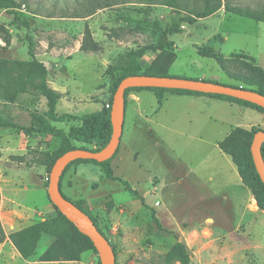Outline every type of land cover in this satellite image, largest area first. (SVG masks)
<instances>
[{
    "label": "rangeland",
    "instance_id": "obj_1",
    "mask_svg": "<svg viewBox=\"0 0 264 264\" xmlns=\"http://www.w3.org/2000/svg\"><path fill=\"white\" fill-rule=\"evenodd\" d=\"M14 1L16 7L0 10V27L10 33V44L0 38V58L31 59L30 38L35 58L48 69V85L61 91L57 114L81 115L108 106L113 84L127 63V53L154 42L161 29L172 23L173 14L168 6L148 0ZM222 4L247 8L264 17V0H222ZM178 7L182 14H192L201 9L202 0H178ZM91 11H94L91 15L76 17ZM17 17L28 22V26L17 22ZM85 24L101 45L100 50L79 49ZM167 39L172 41L176 54L168 71L173 77L237 83L221 70L214 58L198 54V49L204 46H211L225 57L232 55L257 64L264 71V21L231 14L224 5L193 24L182 23ZM154 55L147 53L142 57V66ZM46 109L44 97L26 92L19 94L13 103L0 100V120L23 127L37 120V126L49 122L64 130L79 123L50 121L44 115ZM142 112L145 117L140 126L133 111H127L123 138L129 134L130 157L120 167L121 172L129 171L130 184L140 183L136 196L122 190L120 181L107 179L93 165L94 171L71 166L61 181L65 195L74 200L82 196L99 214L108 212L105 204L108 198L104 196L109 192L115 200L130 206V219L125 218L123 226L111 228L114 217L107 231L116 248L117 263L163 264L161 255L179 240L190 255L188 264H264V211L256 208L254 200L248 209L259 211V216L251 222L246 216L244 222L237 224L239 217L233 207L216 211L208 201L199 203L195 198L198 192H203H192L193 187L203 180L211 189L212 182L190 176H186L183 184L177 181L205 157L214 140L221 138L229 127L239 124L264 129L259 112L208 96L173 93H166L158 107L153 92L142 95ZM18 131L17 127L0 126V198L2 195L4 210L10 203L39 215L32 218L34 222L51 214L39 210L48 199L44 188L49 176L46 154L57 148L59 139L49 136L19 154ZM193 169L196 174L199 172V168ZM216 188L220 190L217 185ZM209 212L214 213L216 222L206 219ZM103 215L106 217L107 213ZM1 218L5 223L6 218L3 215ZM11 231L6 229L7 233ZM52 239L43 235L38 251L42 252Z\"/></svg>",
    "mask_w": 264,
    "mask_h": 264
},
{
    "label": "trees",
    "instance_id": "obj_2",
    "mask_svg": "<svg viewBox=\"0 0 264 264\" xmlns=\"http://www.w3.org/2000/svg\"><path fill=\"white\" fill-rule=\"evenodd\" d=\"M149 2H160L172 9V23L161 29L158 37L154 42L142 45L137 49L130 50L127 53V63L121 68V71L113 84L111 96L108 106L102 105L100 109L94 110L89 113L81 115H75L71 113H56V105L60 98V93L48 85L47 75L48 69L44 63L35 58L32 50V41L28 38V50L31 59L29 60H7L0 58V100L3 103H13L16 101L19 94L26 92L36 93L46 100L47 109L45 116L53 122H65V121H78V124L70 125L67 130L55 125L42 123L37 126L38 121L34 120L31 125L27 127L18 126L12 124L9 121L0 120V126L4 127H17L19 130H23L26 133L37 132L40 134H46L57 137L59 144L56 149L51 153H47L46 168L48 172L51 169L54 161L62 153L74 148H85L93 151H98L103 148L109 141L111 136V123H110V110L112 103L113 93L120 82V80L128 75L145 74L166 76L169 75L168 71L173 61L176 58V54L173 50L172 41L167 39L168 34L177 31L182 23L193 24L197 19L204 18L208 15L214 14L217 10L224 5L225 10L231 14H237L240 16L248 17L256 21H264V17L259 16L255 11L242 7H231L222 4V0H202V7L198 11L190 14H182L178 7V0H148ZM17 4L14 0H0V10L16 7ZM94 11H91L84 15H77L76 17H86L91 15ZM17 22L28 26V22L21 21L19 17L16 18ZM0 38L5 44H10V33L7 29L0 27ZM2 30V31H1ZM101 45L96 41L87 24L84 25L83 34L80 41L79 49L81 51H98ZM147 53H155L152 60L142 66L141 58ZM198 54L201 56L214 58L219 64L221 70L231 79L236 81L235 84H227L218 82L213 79H204L206 81L218 82L221 84H227L231 86H241L246 89L254 90L264 95V71L257 64L248 63L242 59H236L232 55L225 57L218 52H215L211 46H204L198 49ZM246 58V57H245ZM253 61V59H252ZM198 79V78H194ZM33 91H27V90ZM138 90H149L154 93L158 107L163 104L166 93H173L178 95H196V96H208L215 99L224 100L230 103H236L238 105L249 107L264 113V108L256 105L252 102L242 100L239 98L231 97L222 94L203 93L185 89L175 88H163V87H129L125 89L124 101L126 106V98L129 92ZM42 120L40 119L39 123ZM262 128L257 126H251L245 128L240 125L233 126L230 131L220 140L217 145L219 149L228 155L241 178L242 183L249 188L257 207L264 211V184L261 181L251 155L250 144L253 135L256 131ZM77 142L80 145L74 146L73 143ZM90 145L94 147L89 148ZM118 147L114 154L101 162L93 159H75L69 162L63 170L60 177V190L63 196L71 200L78 208L84 213L89 215L93 223L100 231V233L108 239L107 231L109 224L100 226V221H105V216L97 212H93L89 209L87 201L84 198L72 199L65 195L61 189V181L66 171L74 165L80 163H92L99 166L102 174L109 180H118L122 182L126 190L131 195H137V190L132 189L129 184L114 176L113 170L110 164L111 159L117 153ZM261 153L264 160V142L261 144ZM48 179L45 183V192L49 202L54 208V212L44 217L42 220H38L25 227L13 230L8 233V238L20 254L23 259H30L36 254V248L43 235L52 237V241L48 246L37 256L38 261H77L80 259V255L85 250H92L97 254L93 243L88 236L78 230L76 225L67 219V217L61 213L57 207L50 201L47 194ZM110 209L112 206L111 201L105 203ZM108 209V210H109ZM6 237L3 227L0 222V242ZM111 247L115 254L116 260V248L113 243L110 242ZM163 264H188L190 261V255L187 252L183 242L176 240L170 248L161 255ZM98 264H100L98 257Z\"/></svg>",
    "mask_w": 264,
    "mask_h": 264
},
{
    "label": "crops",
    "instance_id": "obj_3",
    "mask_svg": "<svg viewBox=\"0 0 264 264\" xmlns=\"http://www.w3.org/2000/svg\"><path fill=\"white\" fill-rule=\"evenodd\" d=\"M61 94V91H58ZM144 92H151L149 90H138V91H131L127 95L126 98V106H125V113H124V123H123V129L122 134L120 137V142L118 145L117 153L114 155V157L111 159L110 164L113 170V174L116 177H119L120 179L126 181L129 186L132 189L137 190V185H140L139 182L130 184L129 180V174L126 172L127 170H123L121 172L120 168L122 164L125 163V161L130 157V147H129V134L125 138H123L124 134V124L126 119L127 111L130 110V112L133 111V114L138 117L139 125H143L144 122V115L142 112V95H144ZM189 96H196V95H189ZM215 99V98H214ZM220 100V99H217ZM224 101V100H221ZM227 102V101H225ZM236 106L244 107L241 105H238L236 103H233ZM259 119L261 120L260 123L264 122V113L259 112ZM142 123V124H141ZM239 125V124H238ZM58 127V126H57ZM232 127H229L227 132L223 134V136L217 140H214L212 143V148L207 153L205 152V157H203L199 163L194 165L195 167L199 168V172L193 171L195 167H193L188 174L190 175H183L178 178V182L183 184L185 182L186 176H190L191 178H195V180H199L201 178L207 179L208 182H212L211 189H208L206 184H204L203 180H201L200 184H197V187H193V191H199L203 192L202 194H199L195 196L197 201L199 203H204L208 201L209 205L211 206V209L218 211V209L231 206L235 209V212L237 216L239 217V221L237 224H240L241 222H244V218L248 216L249 221L251 222V219L254 217L259 216V211L255 209H248V206L251 205V201L254 200L253 195L249 188H247L241 181V178L237 172L236 166L232 162L231 158L223 153L217 143L220 141L231 129ZM45 135V136H44ZM50 135L46 134H40L37 132H29L26 133L23 130H19L17 133V140H20L18 143L20 144V147L18 148L19 154H24L28 146H35L37 145L38 141L42 139H46ZM124 139V140H123ZM6 143H8V137L5 140ZM92 165L96 167V170L99 171L100 168L97 165H94L92 163H80L78 164L76 170H78L80 167L84 170L88 171H94L95 168H92ZM201 166V167H200ZM116 171H120L119 173ZM100 172V171H99ZM102 173V172H101ZM8 181V179H5ZM113 181V180H111ZM118 180H114L116 182ZM122 190H126L124 185H122V182L120 183ZM191 185V180H190ZM201 185V186H199ZM215 185V186H214ZM217 187H220V190H218ZM191 187V186H190ZM200 188V189H199ZM138 191V190H137ZM218 192L222 193L217 194ZM144 197V194H142ZM105 198H108V201L112 202L111 208L108 210V212L105 210V214L107 213V216L105 217V221H100V226L103 227L104 224H110L111 221L115 222L111 224V228H114L116 225L123 226L125 223V218L130 219V206H126L122 204L121 202H118L112 197V193L109 192L104 196ZM78 198H83L82 196H78ZM77 198V199H78ZM85 199V198H84ZM87 201L89 209L92 211H97L93 209V206L90 205V202ZM2 195L0 198V222L3 227V230L6 234L5 239L0 242V264H95V258L97 259L98 255L93 252L92 250H85L81 253L80 259L77 261H38L37 256L40 254L38 249L36 248V254L32 256L30 259H23L10 239L8 238V233L6 232V229L16 230L22 227H25L27 225H30L38 220H42L44 217L39 218L38 220L32 221V218H38L39 215H35L33 211L28 210H21L18 208L13 207L10 203H7V207L2 208ZM10 201H12L10 199ZM255 201V200H254ZM256 208L257 205L255 204ZM3 209V210H2ZM259 209V208H258ZM43 213H53L54 208L52 204L47 199V202L42 205V210H39ZM113 212H117L115 216L112 215ZM103 213V214H104ZM221 213V211H220ZM223 213V212H222ZM39 214V212L37 213ZM1 215L6 218V222L4 223L3 219L1 218ZM213 212H209V214L206 216L207 220H211L212 222H216L215 216H213ZM236 224V225H237ZM108 236V233H106ZM108 239L112 243L110 237L108 236ZM50 243V242H49ZM49 245V244H48ZM47 245V246H48Z\"/></svg>",
    "mask_w": 264,
    "mask_h": 264
},
{
    "label": "water",
    "instance_id": "obj_4",
    "mask_svg": "<svg viewBox=\"0 0 264 264\" xmlns=\"http://www.w3.org/2000/svg\"><path fill=\"white\" fill-rule=\"evenodd\" d=\"M129 87H163L198 91L203 93L222 94L252 102L264 108V95L241 86H231L203 79L173 77L170 75L156 76L135 74L128 75L120 80L113 96L110 110L112 127L108 143L98 151L85 148H74L65 151L56 158L48 176L47 194L50 201L72 221L78 230L89 237L97 251L100 264H115V254L109 243L97 229L92 219L78 208L71 200L65 198L60 190L59 182L66 165L75 159H93L98 162L110 158L119 145L122 134L125 101L124 92ZM264 142V129L254 133L250 151L255 169L264 184V160L261 153V144Z\"/></svg>",
    "mask_w": 264,
    "mask_h": 264
},
{
    "label": "built area",
    "instance_id": "obj_5",
    "mask_svg": "<svg viewBox=\"0 0 264 264\" xmlns=\"http://www.w3.org/2000/svg\"><path fill=\"white\" fill-rule=\"evenodd\" d=\"M157 203V202H156Z\"/></svg>",
    "mask_w": 264,
    "mask_h": 264
}]
</instances>
